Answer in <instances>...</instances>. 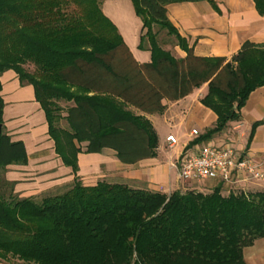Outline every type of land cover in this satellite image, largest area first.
Segmentation results:
<instances>
[{
  "label": "trees",
  "instance_id": "trees-1",
  "mask_svg": "<svg viewBox=\"0 0 264 264\" xmlns=\"http://www.w3.org/2000/svg\"><path fill=\"white\" fill-rule=\"evenodd\" d=\"M103 1L0 0V78L14 70L34 86L55 150L75 175L64 192L40 201L16 192L6 173L9 166L27 165L28 153L24 141L6 131L0 80V259L249 264L245 248L264 238V190L165 193L107 180L85 185L78 155L111 149L126 164L156 157L159 135L145 114L162 113L165 99L180 100L205 84L202 102L218 120L198 141L222 132L264 86V43L246 41L230 60L199 57L170 21L168 5L215 0H132L143 22L140 48L147 43L152 54L151 62L140 64L103 12ZM254 2L264 16V0ZM155 26L174 36L187 56L167 50L170 42Z\"/></svg>",
  "mask_w": 264,
  "mask_h": 264
},
{
  "label": "crops",
  "instance_id": "crops-1",
  "mask_svg": "<svg viewBox=\"0 0 264 264\" xmlns=\"http://www.w3.org/2000/svg\"><path fill=\"white\" fill-rule=\"evenodd\" d=\"M180 2L168 5V17L179 33L187 38L199 57H226L231 59L246 41L264 43V16L258 12L254 0H215ZM102 10L118 27L119 32L134 59L145 64L151 62L152 54L141 49L144 32L142 19L137 15L132 0H104ZM177 58H185L187 52L179 45L164 46ZM1 95L4 100L6 131L13 140L24 141L28 153L27 165L8 167V180L16 182L15 190L21 197L38 196L69 187L75 175L55 150V142L49 135L45 111L36 99L32 84L22 83L14 70L5 71L1 78ZM205 84L180 100L163 101L162 113L145 114L159 135L157 156L126 164L118 159L116 152L104 149L101 153L78 155L79 172L85 185L99 181L127 183L137 188L172 193L190 189L211 192L221 186L224 192L264 190V181L238 180L226 185L220 179L184 181L178 166L183 156L206 145L218 147L233 145L242 154L264 157V123L253 132L254 124L264 119V86L252 92L241 111V119L232 121L222 132L199 142L200 136L213 128L218 115L202 102L208 94ZM198 130V135H192ZM253 133V134H252ZM178 139L171 146L167 137ZM250 264H264V238L244 250Z\"/></svg>",
  "mask_w": 264,
  "mask_h": 264
},
{
  "label": "built area",
  "instance_id": "built-area-1",
  "mask_svg": "<svg viewBox=\"0 0 264 264\" xmlns=\"http://www.w3.org/2000/svg\"><path fill=\"white\" fill-rule=\"evenodd\" d=\"M193 130L192 135H198ZM170 145L176 146L174 135L167 137ZM180 178L184 181L220 179L226 185L240 180L264 181V157L244 155L233 145L222 147L206 145L197 151L186 153L178 166Z\"/></svg>",
  "mask_w": 264,
  "mask_h": 264
},
{
  "label": "rangeland",
  "instance_id": "rangeland-1",
  "mask_svg": "<svg viewBox=\"0 0 264 264\" xmlns=\"http://www.w3.org/2000/svg\"><path fill=\"white\" fill-rule=\"evenodd\" d=\"M155 30L156 31H159L160 33V37L163 41L167 40L168 42L170 43H173V44H176L177 43V39L174 37V36H171L168 34L167 30H163L161 29L159 26H155ZM117 61L114 62L115 65H117ZM118 66V65H117ZM26 69L33 72L35 70V67L33 65H26ZM60 104L67 108L69 107V105H71L70 103H67V102H64V101H61ZM66 115V113H64ZM60 125L64 128H69L68 126V123L65 119H63L60 123ZM68 187H65L64 189L62 190H59V191H53V192H50V193H42L37 197V199L40 201L43 197L45 196H48V195H55V194H58V193H62L64 192ZM183 191H188V189H190V187H186L185 188H182ZM246 259V258H245ZM247 261V260H246ZM248 262V261H247ZM249 263V262H248ZM0 264H30V263H25L24 261L18 259V258H15V257H10L8 260H4V259H0ZM250 264V263H249Z\"/></svg>",
  "mask_w": 264,
  "mask_h": 264
}]
</instances>
